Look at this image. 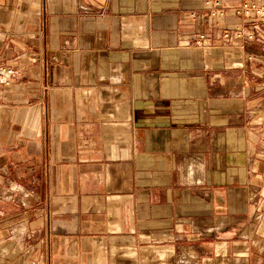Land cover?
Instances as JSON below:
<instances>
[{"label": "crops", "instance_id": "crops-1", "mask_svg": "<svg viewBox=\"0 0 264 264\" xmlns=\"http://www.w3.org/2000/svg\"><path fill=\"white\" fill-rule=\"evenodd\" d=\"M0 67V264H264V0H0Z\"/></svg>", "mask_w": 264, "mask_h": 264}, {"label": "built area", "instance_id": "built-area-1", "mask_svg": "<svg viewBox=\"0 0 264 264\" xmlns=\"http://www.w3.org/2000/svg\"><path fill=\"white\" fill-rule=\"evenodd\" d=\"M248 11H246V14H248V16H249V12ZM225 37L229 38V35H226ZM248 38H252V36L249 35ZM14 77H15V72L11 68L0 67V88L2 86L9 85L11 80Z\"/></svg>", "mask_w": 264, "mask_h": 264}]
</instances>
